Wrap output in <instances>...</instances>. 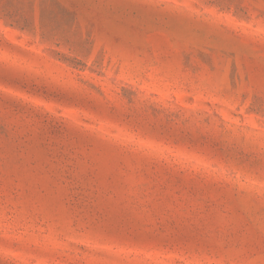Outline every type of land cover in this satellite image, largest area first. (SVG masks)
Returning <instances> with one entry per match:
<instances>
[{"label": "rangeland", "instance_id": "374dc122", "mask_svg": "<svg viewBox=\"0 0 264 264\" xmlns=\"http://www.w3.org/2000/svg\"><path fill=\"white\" fill-rule=\"evenodd\" d=\"M0 264H264V0H0Z\"/></svg>", "mask_w": 264, "mask_h": 264}]
</instances>
